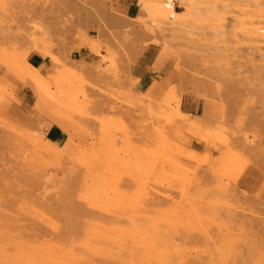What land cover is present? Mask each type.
Segmentation results:
<instances>
[{"label":"rangeland","instance_id":"1","mask_svg":"<svg viewBox=\"0 0 264 264\" xmlns=\"http://www.w3.org/2000/svg\"><path fill=\"white\" fill-rule=\"evenodd\" d=\"M171 1L173 19L129 21L127 0H0L10 260L15 244L20 264H264V0ZM35 45L77 74L74 98L45 100L75 135L57 159L17 74Z\"/></svg>","mask_w":264,"mask_h":264},{"label":"bare ground","instance_id":"2","mask_svg":"<svg viewBox=\"0 0 264 264\" xmlns=\"http://www.w3.org/2000/svg\"><path fill=\"white\" fill-rule=\"evenodd\" d=\"M139 6L141 12L149 15L153 21H166L167 19L175 18L177 15V13L173 10L171 0H164L162 3H159L158 0H139ZM33 26L35 28H39V26L35 24ZM253 34L255 38L260 36L256 31ZM32 55L40 56L42 59L49 60L53 64L54 69L52 70V74L50 76L43 75L42 72H44V67L37 68L28 62V59ZM16 65L18 76L22 80L23 84L31 89L33 95L37 99V102L34 105V110L43 115L49 122L46 127L49 128L53 125L67 136V139L62 146H58L55 143L45 140V145L40 147L39 152L41 155L49 159H57L65 155H69L73 151L75 145V135L71 128V123L64 115L47 107L45 100L60 101L68 97L74 98L78 89L77 74L73 71L64 69L59 60L52 57L45 47L38 48L36 45L31 51L24 52L20 57H18ZM157 90L156 86L153 85L149 88L148 93L152 94ZM15 126V128L20 129L18 127L19 125ZM14 132H16V129ZM33 139L37 143L41 141L37 132L33 134ZM138 241L144 243V240ZM6 245L9 244L6 242L4 243L3 237L0 236V264H5L9 261L11 264H20L22 253L20 247L15 244L12 245L16 255L11 257L10 260V255L4 250ZM53 248L54 249L52 250L63 252V250L59 247Z\"/></svg>","mask_w":264,"mask_h":264},{"label":"crops","instance_id":"3","mask_svg":"<svg viewBox=\"0 0 264 264\" xmlns=\"http://www.w3.org/2000/svg\"><path fill=\"white\" fill-rule=\"evenodd\" d=\"M127 1L128 2H127L126 7L124 9V14H125V17L127 20L135 21L136 19H138L144 15L140 10L139 0H127ZM149 49H154V48L149 47ZM83 50H85V48H82L79 51H74L72 56H71V60L74 61L75 59H73V58L75 56L80 57L82 55ZM154 51L156 53H158L157 48ZM156 56L157 55L154 54L152 62H150L148 64V67H147L148 71H145L141 76H139L137 78L138 85H141L142 82H145V80H146V83H144V84H147L153 79V77L151 76L152 75L151 70H152L153 65H155L157 63L158 57H156ZM28 62L32 66L37 67V68L45 66V60L42 59L40 56H37V55L30 56V58L28 59ZM196 113H197V111H196ZM44 135H45V139L47 141H50V142L55 143L57 145L61 144L65 139L64 133L55 126H50L49 128H46L44 130Z\"/></svg>","mask_w":264,"mask_h":264}]
</instances>
